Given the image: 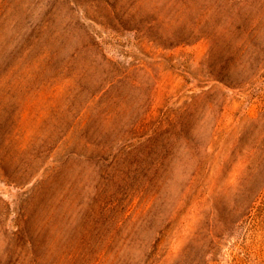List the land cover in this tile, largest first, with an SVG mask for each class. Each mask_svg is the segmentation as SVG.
Segmentation results:
<instances>
[{
  "label": "rangeland",
  "instance_id": "1",
  "mask_svg": "<svg viewBox=\"0 0 264 264\" xmlns=\"http://www.w3.org/2000/svg\"><path fill=\"white\" fill-rule=\"evenodd\" d=\"M52 1L0 0V46H17ZM262 2L246 9L256 16ZM69 4L59 0L54 16L71 37L62 57L88 47L91 56L121 69L145 58L153 70L121 83L122 96L92 86L82 125L88 124V141L78 131L52 152L46 167L73 154L63 176L74 183L73 201L57 209L53 229L40 235L39 261L264 264V12L254 35L220 36L215 43L203 28L209 8L202 10L226 3L202 1L195 5L200 24L189 27L184 42L155 46L121 25L125 16L115 12L114 0ZM52 76L47 69L28 88L13 91L22 99L14 110L29 109L32 101L48 116L64 102L47 101L53 89L44 83ZM100 165L110 177L94 178ZM42 173L27 185L0 180V207L13 209L3 221L9 231L21 225L23 206L33 231L41 205L24 200ZM44 191L56 193L54 186Z\"/></svg>",
  "mask_w": 264,
  "mask_h": 264
},
{
  "label": "trees",
  "instance_id": "2",
  "mask_svg": "<svg viewBox=\"0 0 264 264\" xmlns=\"http://www.w3.org/2000/svg\"><path fill=\"white\" fill-rule=\"evenodd\" d=\"M58 1L50 3L41 21L17 46L11 50L7 44L0 46V180L19 186L27 185L43 172V178L36 181L24 200L27 205H41L40 217L33 221V231L28 207H22L21 225L17 223L18 229L15 231H9L3 223L7 215L9 217L13 212L12 207H0V264H43L37 253L41 241L39 237L53 229L57 209L72 203L74 192V183L63 181L73 154L70 153L63 161H55L52 167H46V164L67 135L76 139L80 131L81 138L88 141L85 136L88 124L83 128L82 125L86 106L93 95L90 94L92 86L98 84V93L104 90L103 95L116 93L122 96L121 83L131 79L139 70L146 75H151L150 70H153V62L145 58L121 69L103 58L97 48V54L102 57L100 60L90 55L92 49L88 47L76 48L69 51L67 57H62L71 37L66 28L55 25ZM66 1L70 3V0ZM202 1L213 4L217 0H114L113 6L115 12L119 9L121 15L125 16L121 25L134 30L140 41L166 46L171 39L184 42L183 34L189 27L200 24L197 20L201 15L195 5ZM223 1L226 3L224 6L211 5L202 10L209 8L206 14L210 18L203 28H206L207 36H211L213 42H218L220 36H229L231 40L237 35L252 36L261 29L264 0ZM259 1L263 2L259 13L254 16L246 5ZM92 2L97 4L99 0ZM29 10L31 4H26L25 12ZM45 24L48 26L45 27ZM140 63H144V66ZM35 67L40 70L35 71ZM47 69L53 70L52 81L44 83L53 89L47 101L62 97L64 102L51 106L48 116L43 115V109H35L36 104L32 101L29 109L14 110L17 104H22V99L13 95V91L28 88L30 81L47 73ZM32 115L35 124L41 121L38 126L26 123V119ZM94 173V178H103L110 177L111 172L108 166L100 165ZM87 180L84 177L81 179L84 184H87ZM47 186H54L56 193L47 196L44 191Z\"/></svg>",
  "mask_w": 264,
  "mask_h": 264
}]
</instances>
